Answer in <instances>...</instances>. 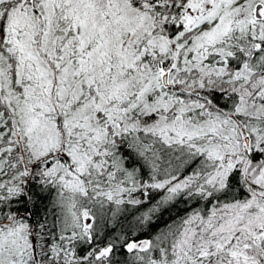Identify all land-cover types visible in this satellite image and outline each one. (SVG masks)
Instances as JSON below:
<instances>
[{"label": "snow or ice", "instance_id": "obj_1", "mask_svg": "<svg viewBox=\"0 0 264 264\" xmlns=\"http://www.w3.org/2000/svg\"><path fill=\"white\" fill-rule=\"evenodd\" d=\"M0 264H264V0H0Z\"/></svg>", "mask_w": 264, "mask_h": 264}]
</instances>
